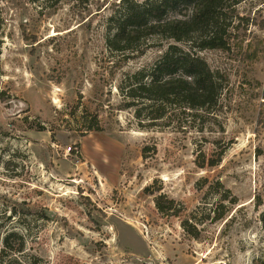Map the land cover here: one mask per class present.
Instances as JSON below:
<instances>
[{
  "label": "rangeland",
  "instance_id": "rangeland-1",
  "mask_svg": "<svg viewBox=\"0 0 264 264\" xmlns=\"http://www.w3.org/2000/svg\"><path fill=\"white\" fill-rule=\"evenodd\" d=\"M124 1L0 0V264H264V0L237 5L230 51H198L223 87L209 114L155 123L122 107L125 77L193 49L111 50Z\"/></svg>",
  "mask_w": 264,
  "mask_h": 264
},
{
  "label": "trees",
  "instance_id": "trees-1",
  "mask_svg": "<svg viewBox=\"0 0 264 264\" xmlns=\"http://www.w3.org/2000/svg\"><path fill=\"white\" fill-rule=\"evenodd\" d=\"M242 1L125 0L111 18L115 24L114 34L107 39L111 50L133 53L138 44L151 36L174 42L189 41L193 50L170 44L152 67L128 74L121 86L128 101L122 107H136V117L150 123L169 118V107L209 114V109L218 103L223 87L198 51L231 50L242 23L250 22L237 13L236 7ZM237 51L243 61L255 62L256 53L246 50L244 42L238 44ZM120 60L117 67L121 66ZM0 96L4 98V94ZM256 198L258 205L264 203V186ZM232 201L235 203L236 199ZM156 205L159 211L168 213L175 208V200L159 196ZM261 221L264 227V212Z\"/></svg>",
  "mask_w": 264,
  "mask_h": 264
}]
</instances>
